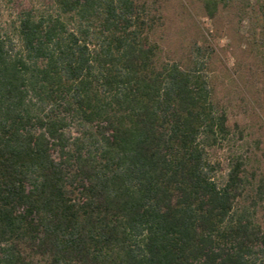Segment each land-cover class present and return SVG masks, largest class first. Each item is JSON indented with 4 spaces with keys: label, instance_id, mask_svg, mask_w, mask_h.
<instances>
[{
    "label": "trees",
    "instance_id": "trees-1",
    "mask_svg": "<svg viewBox=\"0 0 264 264\" xmlns=\"http://www.w3.org/2000/svg\"><path fill=\"white\" fill-rule=\"evenodd\" d=\"M150 15L50 0L0 25V264H264V179L213 159L209 55L164 61Z\"/></svg>",
    "mask_w": 264,
    "mask_h": 264
},
{
    "label": "rangeland",
    "instance_id": "rangeland-1",
    "mask_svg": "<svg viewBox=\"0 0 264 264\" xmlns=\"http://www.w3.org/2000/svg\"><path fill=\"white\" fill-rule=\"evenodd\" d=\"M156 23L155 41L164 61L187 67L196 46L209 55L208 70L217 108L225 112L231 141L213 152L228 168L231 151L247 160L257 187L264 179V0H142ZM208 1L217 3L210 18ZM50 0H0V25L11 27L24 8L43 11ZM264 228V204L259 208Z\"/></svg>",
    "mask_w": 264,
    "mask_h": 264
}]
</instances>
